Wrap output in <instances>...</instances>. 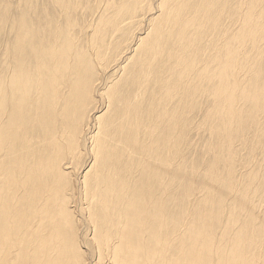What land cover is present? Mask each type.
<instances>
[{"label":"bare ground","instance_id":"bare-ground-1","mask_svg":"<svg viewBox=\"0 0 264 264\" xmlns=\"http://www.w3.org/2000/svg\"><path fill=\"white\" fill-rule=\"evenodd\" d=\"M20 1L0 10V264H84L81 238L96 264H264V0Z\"/></svg>","mask_w":264,"mask_h":264},{"label":"rangeland","instance_id":"rangeland-1","mask_svg":"<svg viewBox=\"0 0 264 264\" xmlns=\"http://www.w3.org/2000/svg\"><path fill=\"white\" fill-rule=\"evenodd\" d=\"M74 2V0H72ZM128 0H79V2H115L116 4H119L120 2H126ZM30 2H32V6H35L36 10H39L43 7V5H47V7L49 9H51V2H54V0H31ZM152 2H159V0H152ZM47 3V4H46ZM4 4H6L7 7V12H8V17H12L15 14H19L22 12V10H24V4L20 1V0H9V2H1L0 3V10L3 9ZM220 7H214L213 10L217 11L220 10ZM155 16V15H154ZM5 32L1 33L0 35L4 34ZM144 34L142 33L141 36H143ZM260 70V66H257L255 68L256 70ZM202 105L206 106L208 103V98H202ZM201 101V100H200ZM202 133V132H201ZM196 138V136L191 133L189 136V142L191 143H195L194 146H190L185 150V156H186V164H187V170L185 173V181L181 182L180 184L177 185V187H175L173 189L174 192H179L180 189L183 187L184 183H188V182H192V181H196L195 178L191 177V176H200L201 174V169H200V163H202L201 159L203 157H206V148L203 146L204 145V141L210 136L208 131H203V133ZM243 158H246L245 153L241 152ZM256 159L257 162L263 166L264 165V154L260 153L256 155ZM195 163V164H193ZM192 165H195L194 170H192ZM191 166V167H190ZM75 180H76V186L77 189L80 188V183H81V178L79 175H75ZM79 190H75L74 189V198H73V203L72 205H74V207L76 208L78 214L80 215V217L78 216V218L80 219V221L82 222V218H81V212H80V205H79ZM219 201V197L217 199V203ZM176 203L174 202L173 205H175ZM263 207H264V201L262 203ZM219 207V205H218ZM216 210L218 211L219 208H216ZM220 214V212H219ZM215 222L218 223V220L222 217L221 215H215ZM82 231L80 233V236L83 235L86 232V227L85 224L82 222ZM81 243H80V247H81V252L84 255L85 258V263L84 264H96L97 262V254L95 252V250L90 246V244L86 241V238H81ZM95 261V262H94ZM103 264H107V261H104Z\"/></svg>","mask_w":264,"mask_h":264}]
</instances>
